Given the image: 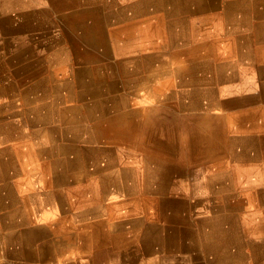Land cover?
I'll list each match as a JSON object with an SVG mask.
<instances>
[{"label":"bare ground","instance_id":"obj_1","mask_svg":"<svg viewBox=\"0 0 264 264\" xmlns=\"http://www.w3.org/2000/svg\"><path fill=\"white\" fill-rule=\"evenodd\" d=\"M34 2L0 0V97L8 98L14 84H32L40 98L48 87L71 91L77 98L71 101L96 121L92 133L109 145L83 163L71 146L63 165L40 164L42 181L51 183L50 203L59 212L80 209L73 215L91 221L64 232L52 223L46 237L42 228L29 227L27 234L44 241L36 250L16 251L12 236H0V259L264 264V190L254 187L264 186V56L252 46L260 44V24L252 21L263 15L264 0H223L218 12V0H43L45 9ZM53 26L58 33L50 32ZM34 31L46 44L32 38ZM55 62L69 79L63 87L51 74ZM17 115L22 120L14 132L28 120ZM8 129L0 124V136ZM53 149L38 146L37 152L53 155ZM20 157L36 159L27 151ZM13 160L0 155V180L19 173ZM81 163L95 179L57 191V178L66 175L62 166ZM254 165L256 179L244 183L248 208L241 182ZM12 189L3 195L13 196ZM114 193L122 198L109 199ZM34 206L23 214L28 225ZM14 216L4 215L7 225L16 224ZM249 220L258 226L255 240L245 235Z\"/></svg>","mask_w":264,"mask_h":264},{"label":"crops","instance_id":"obj_2","mask_svg":"<svg viewBox=\"0 0 264 264\" xmlns=\"http://www.w3.org/2000/svg\"><path fill=\"white\" fill-rule=\"evenodd\" d=\"M35 1L36 2H34L33 7H37L39 9L46 8L43 0ZM218 1L220 2H217L218 4L216 5L215 10L217 12L220 10L223 11V8H221L223 0ZM67 9L69 8H64L63 11ZM54 17L55 15L50 16V20H52ZM252 23H254L255 25L260 24V29L262 30L256 32L259 35L258 37L260 38V44L257 45V42H255V44H252V46H260L261 57H263L264 29H262L261 26H264V13L263 15L258 17V19H254ZM55 30L56 33H58L57 28L53 26L50 29V32H52V34H55ZM247 35L248 39L251 40L253 33L247 32ZM47 41L48 39L46 40V42ZM160 56L163 59H168L170 57L168 54H161ZM257 66L258 63L253 62V67ZM54 71L55 73L51 74L55 75V81H57V84H61L63 87V83L67 82L66 79L68 78H65V73L62 70ZM14 85L15 88L12 89L11 94L8 98L0 97V124H4V126L9 128L8 130L10 131L8 134L0 136V155L4 159L13 158L15 168L17 171H19V173L12 178L0 180V236H12V240L10 243L14 246L16 251L29 249L36 250L40 247L39 243H42L44 241L38 240L34 235L27 234V229L29 227H33V225H35L42 228L41 233L46 237L45 231L51 233V230H49L48 227L53 225L52 223H61V231L64 232L66 230L70 231V229H67V227H73L72 229L78 227L80 228L81 226L86 225L87 221H91V219L88 220V218L85 217V214L80 217H75L73 215V213L79 211L80 209H70V211L59 212L53 206V204L50 203L53 201L47 199L46 195L47 192L51 189V183L45 184L42 181L44 177L41 176L40 164L44 161H49L51 163L53 161V164L56 166L63 165L64 160L70 154L71 146L74 148L75 153L78 155L79 161L82 160L83 163L84 160H86V157L90 158L92 154H94L95 150H102L103 146H108L109 144L103 143L99 140L96 134L92 133V131L95 129L94 124L96 123V121H93L92 118H89L87 116V109L81 104L83 109H85L83 111L82 107L79 105L80 102L77 103V101H71L77 99H73L71 97L74 96L71 91H66L65 89H61L60 87H48L43 94V97L40 98L31 93L32 84ZM29 86L30 88L28 89L27 87ZM34 89L37 91V88ZM22 94L27 96L28 98H26ZM73 105L81 110V112H74ZM20 112H24L25 116L28 117V120L25 121V126L21 130H19L18 132H14L17 130L18 122L22 120L21 117L17 115ZM29 112H31L33 116L30 115ZM231 123L233 124L234 121H232ZM73 134H75V138L73 139L72 143L71 137ZM51 135L53 136L52 141L50 139ZM52 145H56L54 149ZM38 146H45L53 149V155H39L37 152ZM24 151L35 154L36 159L34 160L33 158L20 157V154ZM47 153L49 154L50 152ZM82 163L75 166L74 168L69 169L65 166H62L61 169L63 172H66V175L65 177L57 178L58 182L54 184V188L57 191L62 192L66 188H70L71 186L84 185L87 179H95L93 178V175H87L86 173V171L89 170L90 166H83ZM247 172L248 173L246 177L241 182L243 188L244 183L248 181L251 182L256 179L259 168L255 165L250 166L247 168ZM62 179L65 181H63ZM10 186L13 187L12 191L14 192V195L11 196L7 193L3 195V192ZM254 187H260V189L264 190V186H260V184H256V186ZM243 188L241 190V193L243 195V199L245 200L244 205H246L245 207L251 208V206H248L249 204H247L250 201L249 194L251 193L247 192L249 191L247 190V188ZM77 195H82V193L79 192V194ZM27 196H31L33 198L30 203H28L26 200ZM84 196H87L86 193L84 194ZM167 198H174V196L168 195ZM175 198L178 197L175 196ZM34 204V214L31 217L33 219V222L31 223V225H28L23 220V214L27 209L30 208L31 205ZM2 210L5 211L2 212ZM71 210H73V212H71ZM10 212H14V219H16V224L12 226L7 225L3 218L4 215ZM257 216H260V214ZM261 216L263 217L264 214L261 213ZM101 217L102 219H104V213ZM18 219H20V221ZM255 229H258V226H255L251 222V226L248 231L245 232V235H256L254 232ZM56 234L60 235L58 233H54V235ZM15 236L17 237L16 241L13 239ZM61 242L62 241H60V243ZM60 245H62V248L64 249H71V245ZM19 262L20 260L18 259H0V264H16Z\"/></svg>","mask_w":264,"mask_h":264},{"label":"rangeland","instance_id":"obj_3","mask_svg":"<svg viewBox=\"0 0 264 264\" xmlns=\"http://www.w3.org/2000/svg\"><path fill=\"white\" fill-rule=\"evenodd\" d=\"M13 13V12H12ZM54 33H56V30L54 31ZM32 37L35 39V40H38V41H40V43L41 44H46V38L45 37H43L42 35H41V32L40 31H35V32H33L32 33ZM46 53H44L43 55H45ZM53 65H54V70H58V68H59V66H60V63L59 62H55V63H53ZM103 163H104V161H102ZM111 195H113V196H111V198L110 197H108L109 199H111V200H119V199H121L122 198V196L121 195H117L116 193H114V194H111ZM147 210V212L148 211H152L153 209L152 208H146ZM123 210V209H122ZM116 212H119L120 210L119 209H116L115 210ZM114 211V212H115ZM115 212V213H116ZM126 225H129V221L127 220L126 221V223H125ZM246 236H247V238L248 239H250V240H252V239H256L257 238V234L256 235H250V234H246ZM247 253H249V251L247 252ZM248 262H246V264H252V261L250 260V259H248L247 260ZM228 264H230V263H228Z\"/></svg>","mask_w":264,"mask_h":264}]
</instances>
